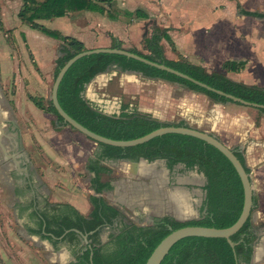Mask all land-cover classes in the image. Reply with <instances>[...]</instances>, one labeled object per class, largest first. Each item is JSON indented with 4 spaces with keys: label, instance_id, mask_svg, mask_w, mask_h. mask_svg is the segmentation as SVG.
I'll return each mask as SVG.
<instances>
[{
    "label": "trees",
    "instance_id": "1",
    "mask_svg": "<svg viewBox=\"0 0 264 264\" xmlns=\"http://www.w3.org/2000/svg\"><path fill=\"white\" fill-rule=\"evenodd\" d=\"M103 3L108 7L102 5ZM83 10L107 12L111 18H118L126 12L117 6L116 0H23V8L19 12L22 23L61 40L54 79L69 59L88 47L76 37L64 35L47 27L41 20ZM241 12L264 18L262 12L247 10ZM131 14L137 18L147 17L141 10ZM111 38L109 47L125 48L121 40L113 35ZM165 38H169L168 31L153 26L151 33L143 39V49L137 47L127 49L152 61L178 69L216 89L264 105V87L235 81L223 72L209 71L204 66L185 58L169 59L162 43ZM244 66L243 62L229 61L224 64L227 71H240ZM114 68L121 72H140L146 78L179 83L190 90L206 94L218 103L233 102L226 96L174 73L123 54L100 52L87 55L68 70L59 87L58 98L62 107L77 121L109 138L129 140L163 126H190L184 119L177 122L162 120L131 102L122 103L120 114H108L89 101L85 96L87 86L97 75ZM30 98L37 107L56 116L55 126H68L50 98L49 100H45L44 97ZM259 109L264 112V108ZM98 145L101 151L96 154V160L91 163L90 169L96 173L92 188L100 195L90 196L92 211L84 214L69 203H47L44 208L35 209L32 213L37 219V225L31 228V231L49 240L56 249L62 244H67L73 250L78 264H145L155 247L171 232V228L177 229L188 225L225 228L233 225L241 215L245 192L239 173L223 152L198 137L167 133L135 146L119 147L104 143ZM234 150L247 172L251 173L243 152L238 147ZM141 157H146L150 161L160 157L172 164L182 162L188 169L193 168L196 163L201 164L209 179L203 217L181 221L165 215L149 223L140 224L109 201L105 192L113 190V185L111 180L104 179V174L112 172L107 161H139ZM33 204L34 200L30 206ZM257 206V199L254 196L253 210ZM107 227H110L111 233L108 240L104 241L102 235ZM84 235H87L86 242ZM231 239L235 242V247L227 238L186 237L173 246L162 264H251L255 244L259 239L258 229L252 219L249 218Z\"/></svg>",
    "mask_w": 264,
    "mask_h": 264
},
{
    "label": "crops",
    "instance_id": "2",
    "mask_svg": "<svg viewBox=\"0 0 264 264\" xmlns=\"http://www.w3.org/2000/svg\"><path fill=\"white\" fill-rule=\"evenodd\" d=\"M116 3L120 9L126 11L118 18L109 17L107 12L83 10L72 11L65 16L41 20V22L64 35L78 38L88 48L109 47L112 41L111 35H113L124 43L125 48L143 49V39L151 33L153 26H159L166 29L169 34V38L162 41L165 54L169 59L185 58L192 63L204 66L209 71L223 72L235 81L264 87V47L261 42L257 45L255 38L259 36L255 29L249 32L245 30L247 20L264 23V18L241 12V10H247L264 13V8L257 7H261L264 0H116ZM102 5L108 7L104 3ZM136 10L145 12L147 17L132 16L131 13ZM147 23H149L148 34L145 36ZM33 34L38 40L44 38L37 32ZM28 39L32 45L29 37ZM47 42V58L45 54L41 56L34 49L32 52L34 56L32 64L37 72L51 70V72H45V76H41L42 73L35 75L38 80H43L44 85L49 82L50 76L55 75L61 40L48 36ZM229 61L243 62L245 66L240 71H227L224 64ZM162 91L165 95H161ZM150 93L153 94L154 99L150 98L156 102L164 100L170 93L173 94L172 102L176 101V96L180 100L181 94L203 99L211 105L209 110L212 115L214 114V118L222 121V128L229 137L230 143L243 152L251 169L254 196L258 203L253 223L258 229L259 239L255 244L251 264H264V112L259 108L234 102L218 103L206 94L190 90L179 83L146 78L140 72H121L115 68L97 75L87 86L85 96L95 104L116 109L123 102H131L140 107L138 98L141 105H144ZM154 106L141 109L162 119L158 111L153 109ZM183 119L189 123L187 119ZM55 121L56 118L52 120L55 132L67 134V137H69L68 134H72L67 126H55ZM190 126L194 127L191 124ZM221 140L226 145H230L226 139ZM55 144L57 148L60 144L62 145L60 138ZM65 145V148L61 150L64 153L57 152L56 156V160L61 163L60 172L48 173L50 179L59 183L61 188L57 192L51 189L44 191L42 194L44 204L69 203L82 213L89 214L93 209L90 196L100 195L92 188L96 173L90 169V165L96 160V154L101 151V148L98 143L91 139L87 141L85 137L77 136V134H73V138L69 137ZM21 172L25 176H32L30 169L29 175L24 171ZM82 183L88 187L87 192L79 188L83 186ZM185 184L188 185L189 182ZM27 186L29 187L28 184ZM109 192H105V195L108 196ZM34 204L31 206L33 211L42 209L39 204L36 207ZM110 233L111 229L107 227L102 235L104 241L108 240ZM84 241L87 240L84 239ZM50 244L57 253L61 251L72 253L71 257L68 254L60 256L58 261L61 264H78L73 250L67 244H63V247L60 246L59 249H56L51 242Z\"/></svg>",
    "mask_w": 264,
    "mask_h": 264
},
{
    "label": "rangeland",
    "instance_id": "3",
    "mask_svg": "<svg viewBox=\"0 0 264 264\" xmlns=\"http://www.w3.org/2000/svg\"><path fill=\"white\" fill-rule=\"evenodd\" d=\"M257 7L264 8V4ZM22 8L23 0H0V104L4 114L3 124L7 129L4 137L7 151L17 155L21 165L30 169L34 190L29 189L26 180L16 173L18 170L13 159L5 155L0 146V264H61L59 257L64 254L71 257L72 253H57L47 239L31 231L32 227H36L37 219L32 214L30 205L33 200H37L41 208H44L43 192L47 189L57 192L61 188L59 183L50 179L49 174L60 172L61 163L56 160L57 152L60 153L65 148L69 137L73 138V134H77L85 137L87 141L89 138L69 126L67 129L72 132L68 134L69 137L62 132H55L52 120L56 116L39 109L31 100V96L49 100L54 77L50 76L49 82L44 85L43 80H38L35 76L39 72L32 64V52L34 49L39 55L45 54L46 57L48 36L22 23L19 17ZM254 29L259 36L255 38L257 45L261 42L264 47V23L247 20L246 32ZM35 32L44 38L38 40L33 34ZM45 72L40 71L42 75L39 74L45 76ZM161 95H165L163 91ZM152 96L150 93L144 105H141L138 98L140 108L147 109L155 105L157 107L154 106L153 109L158 111L163 120L177 122L185 118L192 126L212 132L220 139H226L229 146L235 148L222 128V121L214 118L209 110L211 105L203 99L181 94L180 100L176 96V101L172 102L173 94L170 93L164 100L156 102L152 100ZM59 138L62 145L57 148L55 142ZM168 163L171 182L163 185L166 177L164 168L159 163L156 166V179L135 173V166L124 160L108 162L112 172L104 178L111 180L113 185V190L108 193V200L120 207L132 220L146 224L163 215L178 218L171 196L173 193L176 196L180 193L188 211L192 207L196 209L194 205L202 201L198 214L189 218L201 219L206 208L209 186V179L202 165L196 163L193 168L187 169L182 162ZM150 166L151 172H154L152 165ZM144 167L142 165L141 172ZM81 175L86 176L84 173ZM186 182L189 184H185ZM82 185L79 188L87 192L88 187L83 183ZM174 187L176 189L172 190Z\"/></svg>",
    "mask_w": 264,
    "mask_h": 264
},
{
    "label": "water",
    "instance_id": "4",
    "mask_svg": "<svg viewBox=\"0 0 264 264\" xmlns=\"http://www.w3.org/2000/svg\"><path fill=\"white\" fill-rule=\"evenodd\" d=\"M148 25L149 23H147V26H146L145 36L148 34ZM100 52L123 54L128 57L135 58L151 66H155L162 70H166L168 72L174 73L208 90H211V91L217 92L220 95L226 96L227 98L231 99L233 102H236V103H241L243 105L253 106L256 108H264V105L249 102L240 97H237L232 94L226 93L222 90L216 89L208 85L207 83H204L178 69H175L163 63L152 61L142 55L131 52L127 48H112V47L88 48L85 51H82L76 54L75 56H73L71 59H69L64 64V66L61 67L58 75L55 77L52 90H51V94H50V99L53 101L54 106L58 110L59 114L64 118V121L68 124V126L73 127L74 129L81 132L86 137L95 141L96 143H104V144H109V145H114V146H119V147H129V146H135L138 144L145 143L157 136L167 134V133H181V134L192 135L217 147L221 152H223L228 157V159L233 163L237 172L239 173L243 186H244L245 199H244V205H243L241 215L239 216V218L233 225L229 227H225V228L202 226V225H188V226H183L177 229L171 228V232L167 236H165L160 241V243L155 247V249L153 250V252L151 253L150 257L148 258L145 264H162L166 256L170 253L173 246L181 239H184L190 236L227 238L229 242L231 243V245L235 247L236 244L231 239V237L244 226V224L247 222L249 218L252 219V222L255 219V210H253L255 192H254V187H253L252 180H251V173L247 172L243 162L237 156L233 148L226 145L215 134L195 128V127H191V126H176V125L163 126L138 138L129 139V140L113 139V138L103 136L99 133H96L92 131L91 129H89L88 127L84 126L82 123L77 121L74 117H72L62 107L59 101V98H58V93H59V87L61 85V82L63 81L68 70L82 57L91 55L94 53H100ZM3 121L4 119L0 120V146L3 152L5 153V155L13 159L17 170H19L20 172L24 171L27 175H29V169L27 167H23L20 164V161L17 155L9 154L7 151V147L4 143V137L7 135V129L5 127V124H3L4 123ZM142 159H148V158L141 157L139 161H141ZM155 159H161V158L158 157ZM131 162H138V161H131ZM177 219L181 221L192 220V219H180V218H177ZM84 239L88 241L87 235H84Z\"/></svg>",
    "mask_w": 264,
    "mask_h": 264
},
{
    "label": "bare ground",
    "instance_id": "5",
    "mask_svg": "<svg viewBox=\"0 0 264 264\" xmlns=\"http://www.w3.org/2000/svg\"><path fill=\"white\" fill-rule=\"evenodd\" d=\"M218 109H220V108H218ZM1 119H4V114H2V108H1V104H0V120ZM160 162H166V160L165 159H156L154 161H150L149 159H142L141 161H138V162H129V163L132 164L133 166H135V170H134V171H136L135 173H138V174H141L144 176H153L157 179V175L155 174V173H157L156 166ZM142 165H145V167L142 169V172L144 171V173H142L140 171ZM150 165H152L154 172H151L152 169L150 168L151 167ZM163 168H164L163 173L165 174V177L167 179L169 172H170V168H169V166H166L165 164L163 165ZM148 172H151V173H148ZM202 174L204 176V179L207 181V177H206L205 173L202 172ZM159 182H160V180H158V183ZM162 183L164 185V181ZM177 193H179V192H177ZM181 197L182 196L180 193L177 194V196L173 193L171 196V198L173 200L174 210L176 212V216L180 219H189V218L194 217L196 214H198V208L193 209V207H192L190 211L186 210L185 206H187V205L183 204V202H182L183 200L181 199ZM201 203H202V201H201ZM201 203H198V205H201ZM191 211H192V213H191Z\"/></svg>",
    "mask_w": 264,
    "mask_h": 264
},
{
    "label": "flooded vegetation",
    "instance_id": "6",
    "mask_svg": "<svg viewBox=\"0 0 264 264\" xmlns=\"http://www.w3.org/2000/svg\"><path fill=\"white\" fill-rule=\"evenodd\" d=\"M166 160V159H165ZM166 165V166H168V162H167V160H166V162H160L159 163V165ZM16 173H18L19 175H21L23 178H24V180H26V182L28 183V185H29V187H30V189L31 190H34V187H33V185H32V176H25V175H23V173L22 172H20L19 170L18 171H16ZM170 174V173H169ZM164 181V183L165 184H168V182H171V181H169V175H168V177H167V179H165V180H163ZM159 185H160V182H159ZM160 187V186H159ZM175 187H177V186H175ZM173 188L172 190H175L176 188ZM34 203L38 206V201L37 200H35L34 201ZM196 208H199V206H201V205H194ZM32 209H33V207H32Z\"/></svg>",
    "mask_w": 264,
    "mask_h": 264
},
{
    "label": "built area",
    "instance_id": "7",
    "mask_svg": "<svg viewBox=\"0 0 264 264\" xmlns=\"http://www.w3.org/2000/svg\"><path fill=\"white\" fill-rule=\"evenodd\" d=\"M96 105H98L102 110H104L106 113H108V114H120L121 113V106H122V103L119 105V107L118 108H116V109H111V108H108V107H106V106H104V105H100V104H96Z\"/></svg>",
    "mask_w": 264,
    "mask_h": 264
}]
</instances>
